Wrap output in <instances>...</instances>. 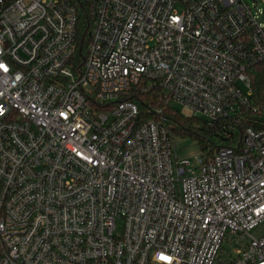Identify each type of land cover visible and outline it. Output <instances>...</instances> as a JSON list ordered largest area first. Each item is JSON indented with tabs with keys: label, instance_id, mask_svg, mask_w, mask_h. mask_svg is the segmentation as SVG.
<instances>
[{
	"label": "built area",
	"instance_id": "obj_1",
	"mask_svg": "<svg viewBox=\"0 0 264 264\" xmlns=\"http://www.w3.org/2000/svg\"><path fill=\"white\" fill-rule=\"evenodd\" d=\"M257 67L255 1L0 0V264H264ZM135 85L240 146L180 156Z\"/></svg>",
	"mask_w": 264,
	"mask_h": 264
},
{
	"label": "trees",
	"instance_id": "obj_2",
	"mask_svg": "<svg viewBox=\"0 0 264 264\" xmlns=\"http://www.w3.org/2000/svg\"><path fill=\"white\" fill-rule=\"evenodd\" d=\"M80 17L78 19V38L83 43L86 42V29L90 25V21L87 19L84 13V9H80ZM256 68L253 77V89L258 94L259 98L264 99L263 96V83L264 74L263 71ZM127 99L134 101L139 108V118L146 120L155 117L153 108H161L162 113L166 117L167 127L174 135L180 137L192 138L198 147V153L206 158L212 157L213 154L222 147H231L237 149L242 141V133L244 127L249 124L245 122L241 125H234L232 123L208 122L204 118L198 115H189L180 112L173 106H165L158 99V90L150 88L143 90L140 85H135L130 89L126 95Z\"/></svg>",
	"mask_w": 264,
	"mask_h": 264
},
{
	"label": "rangeland",
	"instance_id": "obj_3",
	"mask_svg": "<svg viewBox=\"0 0 264 264\" xmlns=\"http://www.w3.org/2000/svg\"><path fill=\"white\" fill-rule=\"evenodd\" d=\"M248 2H257L259 6L264 7V0H247ZM168 106V105H166ZM172 106L179 110L180 112L184 113V114H190V110L187 108H184L182 105L177 104V103H173ZM174 145H175V149L178 152V154L180 156H185V157H189L190 159H194V157L196 155H198V147L196 142L190 138V137H180L178 135H175L174 137ZM249 233L255 237H259L262 234H264V223L259 224L258 226H256L255 228L251 229L249 231ZM225 247H227V244L224 245ZM235 252L232 251V255H234ZM223 259L226 258L225 255H222Z\"/></svg>",
	"mask_w": 264,
	"mask_h": 264
},
{
	"label": "snow or ice",
	"instance_id": "obj_4",
	"mask_svg": "<svg viewBox=\"0 0 264 264\" xmlns=\"http://www.w3.org/2000/svg\"><path fill=\"white\" fill-rule=\"evenodd\" d=\"M162 258L166 259L165 257H162Z\"/></svg>",
	"mask_w": 264,
	"mask_h": 264
}]
</instances>
